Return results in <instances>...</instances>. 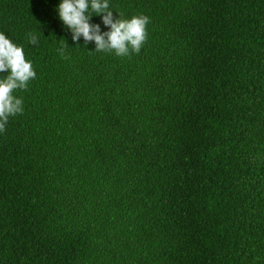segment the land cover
Listing matches in <instances>:
<instances>
[{"label": "trees", "instance_id": "trees-1", "mask_svg": "<svg viewBox=\"0 0 264 264\" xmlns=\"http://www.w3.org/2000/svg\"><path fill=\"white\" fill-rule=\"evenodd\" d=\"M60 2L0 0L37 73L0 134V264H264V0H108L150 18L130 57Z\"/></svg>", "mask_w": 264, "mask_h": 264}, {"label": "clouds", "instance_id": "clouds-1", "mask_svg": "<svg viewBox=\"0 0 264 264\" xmlns=\"http://www.w3.org/2000/svg\"><path fill=\"white\" fill-rule=\"evenodd\" d=\"M57 11L74 43L78 44L83 38L86 44L94 43L99 52L130 57L139 54L148 39L147 26L151 22L148 16L117 19L109 10L108 0H61ZM93 15L101 17L108 31H102L100 24L91 22ZM27 39L30 44H36L38 37L35 32H29ZM5 72L8 75L0 79V134L7 131L11 117L24 112V100L17 98L14 92L26 90L37 76L32 62L26 59L24 48L0 31V73Z\"/></svg>", "mask_w": 264, "mask_h": 264}]
</instances>
